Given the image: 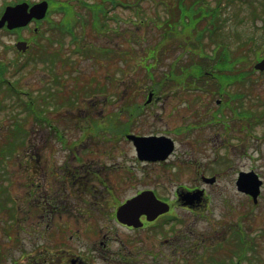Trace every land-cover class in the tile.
Masks as SVG:
<instances>
[{
	"label": "rangeland",
	"instance_id": "374dc122",
	"mask_svg": "<svg viewBox=\"0 0 264 264\" xmlns=\"http://www.w3.org/2000/svg\"><path fill=\"white\" fill-rule=\"evenodd\" d=\"M11 1L16 0H0V10ZM87 1L103 4L105 17L111 19L109 33L96 34L86 22L80 24L84 17L77 11L79 0H55L57 5L67 3L76 8L80 16L79 46L93 47L84 56L71 52L75 45L68 46L67 37L45 33L37 52L34 47L38 44L22 34L28 38L32 50L15 59L17 52L12 45L16 34L0 32V264H68L71 254L84 256L88 250L91 254V249V256L99 264H197L192 252L182 253L192 249L190 238L197 235L205 237L196 252L204 256L201 264H264V188L259 202L248 204L246 198L235 192L232 174L238 169L255 168L264 176V72L254 70L256 57L264 58L262 0H207L206 9L219 7L218 32L223 36L211 42L209 31L205 30L203 48L198 35L211 26L204 20L194 29L197 22L193 21L190 10L197 11L199 18H206L205 10L189 4L188 0L189 3L140 0L141 20L131 8H118L114 12L111 4L119 0ZM172 6L179 11L176 18L171 13ZM255 8L257 14L251 13ZM115 14L117 23L112 21ZM182 19L195 24L185 31L183 25H178ZM222 41H227L237 56L235 60L229 59L236 63L237 73L230 75L234 81L221 85L217 81L221 76L213 72L209 85L202 79H209L210 75L200 77L202 82L191 84L192 78H199V67L195 63L189 70L180 68L189 67L195 59L199 63L206 55L211 57ZM110 48L119 52L120 57L98 56L99 50ZM148 48L151 50L147 52L154 53L155 58L144 60V50ZM165 73L170 79L167 88L156 91ZM4 80L10 81L12 87ZM145 86H151L154 93L147 105ZM220 86L225 92L233 93L229 97L219 95ZM239 94L241 98L229 104V98ZM216 99H220L218 104ZM229 107L238 112L247 113L245 109L259 112L262 119L260 122L254 119L250 124L234 120ZM214 114L218 120L213 119ZM245 128L248 129L242 130ZM176 129L181 134H175ZM149 132H164L175 140L173 162L166 169L154 166L151 170L152 166L147 165L145 171L136 168L130 173L114 168L113 173L122 177L118 183L114 181L117 200L165 185L169 190L159 189L161 196L170 198L177 186L204 187L209 211L203 212L201 218L188 209L177 208L176 218L168 217L155 226L130 231L110 220L114 212L107 206L99 211L100 215L92 210L96 219L82 228L65 214L71 213L70 209L59 218L60 210H42L32 202L34 178L41 181V191L46 193L48 186L51 201L60 205L59 208L64 204L70 207L72 203L79 204L76 188L70 184L61 187L51 175L52 168L64 163L69 145L73 155L83 160L100 159L107 166L111 162L116 167L128 166L134 152L124 139L125 134ZM229 134L241 143L231 144ZM33 152L41 160V168H37L39 175L34 172ZM108 154L111 157L105 156ZM52 172L55 174L57 170ZM201 173L216 177V183L204 185L199 179ZM50 178L53 180L49 182ZM53 187L65 193V199L55 194ZM45 193L39 192L35 203L44 202ZM112 194L107 197L101 192L98 198H112ZM82 202L80 209H87ZM237 229L248 238L243 243L245 252L236 242ZM100 241L105 245L101 246ZM214 245L218 249L213 250ZM174 248L177 250L173 251ZM209 254L216 256L212 263ZM22 255L25 256L21 258Z\"/></svg>",
	"mask_w": 264,
	"mask_h": 264
},
{
	"label": "flooded vegetation",
	"instance_id": "af4514ba",
	"mask_svg": "<svg viewBox=\"0 0 264 264\" xmlns=\"http://www.w3.org/2000/svg\"><path fill=\"white\" fill-rule=\"evenodd\" d=\"M44 1L47 2V12H46L45 16L39 17V18L33 17L28 22V24H26L25 26H22V27L14 28L11 30H8L6 27H4L0 30V32L6 31V32H8V34H16L15 42L13 43L12 47L14 50H16L18 52V55H25V53H27L30 50V45L28 43V39H26V37H23L22 34H26L29 39H31V38L38 39V37L36 35L39 34L40 30L47 27V24L49 21L48 20V18H49L48 13L50 15L52 6L57 7V3L55 2V0H16V1H11L9 4H5L4 8L0 10V15H1L7 6H15V5L21 4L22 2H26L29 5L28 9H27V11H29V9L34 4L41 3ZM60 5L66 6V4H64V3H60ZM35 14L40 15V12L39 11L37 12L35 10ZM67 15H68V12H67ZM60 17H61V15H60ZM60 17L58 15L53 16V14H51L50 15L51 24L57 25V24L63 22L64 16H62V18H60ZM49 30H51V28ZM17 42H26V45H29L28 49L21 53L20 51H18V48L16 47ZM15 59H18V57L16 56ZM151 100H152V98H151ZM245 110H247V113H246V111L244 113L242 112L240 115H238L237 120L242 121V122L245 121L247 124H250V122H253L252 120H254V119H255L254 122H257V121L262 119V116L260 115L261 113H259V112L253 113L250 109H245ZM255 124H257V123H255ZM246 129H248V128H245L242 130H246ZM154 134L162 135L161 133H150V134L149 133H143V134H135V135L136 136H141V135L142 136H148V135H154ZM243 138H245V136H243ZM79 142H81V141H79ZM229 142L231 144L241 143V141H239V139L235 135H231V134H229ZM64 145H66V144H64ZM78 145L80 146V144H78ZM130 145H131L134 153L130 156L131 159H128V162H129L128 166L121 165V166L116 167L114 162H111L107 166L105 161L102 162V160H100V159L87 158L86 160H83V158H80L78 155H76V154L73 155V150L71 148L68 151V154L64 159V163L62 165H60L59 167H55L59 177L56 176L57 174H54V176L59 179L58 180L59 185L61 187L65 186L67 184L74 186L77 190L78 195H79V197H78L79 204L83 200L82 204L85 207H87V209H85V208L80 209V205L76 202L71 204V206H73V207L67 206L69 204H64L63 206H61L59 208L60 205H56L55 202H52L51 201L52 199L48 195L44 196V202L38 201L35 203V205L44 208V210H46V211L47 210L50 211L53 208L60 210V211H58L60 213L59 218H62L63 211L70 209L71 213H65V214L68 215L69 219L72 220L74 225L81 226L82 228L85 227L84 225H88L89 223L93 222L96 219V218H94L92 210H97L98 215H100L99 211L102 208H104L105 206H109L110 209L114 210V217L112 215V218L110 220H114L118 225L123 226V227H125L131 231L138 230L137 228L132 227L133 224H135V225L141 224L142 225L140 227V229H141V228H144L148 225H151V224H154V223H157L160 221H164L166 216L172 214L173 210L176 207L183 208V209H184V207H187L190 212L193 211L195 214L198 215V217H200V215L203 212L209 211V207H208V205H206V202H204V198L196 196V194L204 196V193H205V198H206V195L208 194V193H206V188H202L199 186L198 187L197 186L196 187L178 186L176 189L173 190V193L175 195L174 202H170V200L166 201L163 197L158 195L156 192L159 189H165V188L168 191L169 190L168 185H165V188L164 187H155V188H149V189L141 190V191L151 190L156 195V199L158 201L164 203V204L166 203V206H161L159 209L153 210L151 212L149 211L148 207H140V210L138 212L134 213L131 216L122 218L125 223H122L119 220H117L116 215H115L116 210L122 204H124L126 201H128L129 199H131L135 195L132 197H127L126 199H124L122 201L117 200L116 196L112 197V200H108L107 198H98V195L102 192L101 191L102 187L104 188L105 192L108 190L109 193H113L114 192L113 190L115 189L114 188L115 185H114L113 181L118 183L120 181V179L122 178L120 174L113 173V171H116L114 168L126 169L125 170L126 173H130L132 169H136V168L142 169L145 171L147 169V165L152 166L151 170L154 169V166H157V167L162 168V169H166L169 166V164L173 162L172 159L174 158V156L176 154V150H177V146L176 147L170 146V148H169V145L166 142H162V145L166 148V150H163V148L161 147L160 144H156V145H153L151 149L147 150V154L145 157H140L135 152V149L132 146L131 142H130ZM167 151H168V153L166 154ZM105 156L111 157V156H109V154L105 155ZM125 161H127V159ZM140 163H143L144 166L143 167L139 166ZM20 166H22V163H20ZM172 166H174V165H172ZM36 168H41V161L38 158L36 159ZM229 168L233 169V167H230V166H229ZM123 169H121V170H123ZM36 173H39L38 170H36ZM249 173H252V175H255L256 176L255 177L256 182L260 183L259 193H258V196L256 199L253 198L251 196V194L246 191L245 186H240V187L244 188V190L241 191V190H239L240 188L237 185L238 183H242L244 175L249 174ZM232 174L234 175L233 184H234L235 192L238 193V195L242 196L243 198H246V203L256 205L259 202V199L262 198V194H263L262 192H263V188H264V176L262 175V173H260L255 168H250L248 170L238 169L236 172H232ZM106 175L110 177V179L108 181H107ZM114 175H115V177H118L119 180L115 179ZM214 175H216V174H214ZM212 177H214V176L205 177L201 173V176L199 179L203 181L204 185L208 184L209 186H213L216 183L217 178L214 177L215 178L214 183L209 184V182H211L209 178H212ZM126 178H128V177H126ZM208 185H206V186H208ZM162 186H164V185H162ZM36 187H37V189H39V192L45 193L44 191H41V187H42L41 183L37 184ZM140 192H138V193H140ZM185 195L186 196L190 195V196H193L194 198H197V199L194 203L191 202L189 205L185 206V205H183V202L180 201L183 199V197ZM177 198H178V200H177ZM37 200H38V197L36 196V201ZM62 202H66V201H62ZM231 203H232V201L230 200V197H229V208H230ZM159 205L160 204L157 203L156 207ZM81 210H85L86 212H83ZM232 212H234V211L229 210V213H232ZM137 215H139V218H136ZM82 221H84V222L81 224H78ZM225 227H227V224H225ZM79 230H80L79 235H81L82 231L80 228H79ZM76 231H78V230H76ZM217 231H219V230H216V232ZM217 233H214V236ZM79 235H77V236H79ZM177 237H178V235H177ZM196 237H197V239H196ZM196 237L190 238V240L193 239L189 243V245L192 247V249L182 251V253L185 254L186 252L189 251L188 254H190V252H192V254H191L192 259L197 264H201V262L204 260V256H201L200 254H196V252L199 249L198 248L199 244L205 240V237H200V235L199 236L197 235ZM213 237H212V239H214ZM236 237H237L236 242L237 241L238 242H248V238H245L244 232L240 231L239 229H237ZM198 239L201 241H199L198 243H195L194 241H196ZM164 242H165V244L167 243V241H164ZM99 244H101V246L105 245V243L103 241H100ZM214 246L216 247V245H214ZM171 248H173V247H171ZM212 248H213V246H212ZM216 249H218V247L213 248V250H216ZM176 250H177L176 248L173 249V251H176ZM88 251L86 252L87 255H84V256L71 254V258L69 259L68 264H99L98 259L94 256H91L93 254V250L91 249V251H92L91 254H88ZM212 252H213L212 249H210V254ZM242 252H245V249ZM210 254H209L208 260H209V262L212 263L213 258H215L216 256L210 255ZM67 256H70V253H68ZM99 256H100V254H99ZM22 257H24V255H22L21 258ZM88 257H91L89 261L87 260ZM184 257H186V255H184ZM66 261H67V259H66Z\"/></svg>",
	"mask_w": 264,
	"mask_h": 264
},
{
	"label": "trees",
	"instance_id": "16d2710c",
	"mask_svg": "<svg viewBox=\"0 0 264 264\" xmlns=\"http://www.w3.org/2000/svg\"><path fill=\"white\" fill-rule=\"evenodd\" d=\"M127 1H129V2H125L124 1L125 4L131 3L134 0H127ZM188 1H190V3ZM188 1L186 0V2H188L191 5L197 4L198 6L202 7L203 9L205 8L202 5V3L204 2V0H188ZM221 1L222 0H219V2H221ZM228 4L229 3H226V5H228ZM260 7L261 8H264V0H262V3L260 4ZM218 9H219L218 6L215 7V8H211V9L208 8L205 12L206 13H209V12L212 13V12H216V11L218 12ZM252 12L257 14L258 8H255V10L251 11V13ZM171 13H172V15H175V17H173V18H176V17H178L179 11L172 7L171 8ZM190 13H191L192 16H194L193 21L197 22L196 26L194 27V29H196L200 25L199 22L200 21H203L204 22V19L199 18V14H197L198 13L197 11L193 12L192 10H190ZM193 13H195V14L193 15ZM218 16H219V14H218ZM186 17H189V16L186 15ZM214 22H216L217 24H214ZM219 22H220V18L217 17V19L215 21H211L209 23V26H211V29H209V27H206L205 29H203L201 31V34L198 35V39L200 40V46H201V44L204 43V41H202V39L204 38V32H205V30H208L209 31L207 33V36L210 38V41L211 42L212 41L213 42H217L219 40H214V39H218L217 36H223V35H221V32H218L219 31V28H220V25L218 24ZM179 24L183 25L184 28H185V31H187L188 29H190L189 27L194 26L195 23L192 24L189 19H182L178 23V25ZM220 46H221L220 49L218 48V50H216L211 57H209V56L206 55L205 57H202L203 59L199 63L196 62V59H195V62L194 63H190L189 67L188 66L187 67H183V68L181 67L180 69L181 70H184V71L185 70H189L196 63L195 65H197L199 67V70H200L199 71V75L200 76L214 75L213 72H215L217 74V76H221V80H218L217 79V81H218L219 84H221V83L224 84V82H229V81H232L233 82L234 80L233 79H230L231 78L230 75H233V74H236L237 73V70L235 69L236 63L229 62V59L235 60V59H237V56H236L235 53H233L234 50H231V47L229 46V43L227 41H222V43L220 44ZM201 48H203V47L201 46ZM196 55L198 57L200 56L199 53H197ZM209 61L212 62L211 63L212 65L209 63ZM211 69H212V71H209ZM188 73L190 74L189 77H191L190 71ZM0 80H1V78H0ZM202 80L205 83L207 82V80L208 81H212L211 78H209V79H205L204 78ZM191 81L193 82L194 79H191ZM228 84L229 83H226L224 85H228ZM219 88L220 89H218V90H222L221 89V86ZM29 108H32V106H30ZM31 112H34V110H31Z\"/></svg>",
	"mask_w": 264,
	"mask_h": 264
},
{
	"label": "water",
	"instance_id": "95a60500",
	"mask_svg": "<svg viewBox=\"0 0 264 264\" xmlns=\"http://www.w3.org/2000/svg\"><path fill=\"white\" fill-rule=\"evenodd\" d=\"M22 6H24L23 7V11L26 10V5L16 6V7H13V8L12 7H8L5 10V13L3 14V16L0 19V27H2L5 23H7V26L9 28L20 26V25L26 24L31 19V17L35 16L34 12H32L33 10H35V7H33L30 10L31 13L26 14V12H23L21 10ZM41 12L44 13V9H42ZM23 14H24V17L20 16V15H23ZM256 68L260 69V70L264 69V60L259 62L256 65ZM145 149H148V147H145ZM243 183H244V186L245 185L248 186L247 190L249 192H251L253 196H255L256 195V187H255V184L253 183L252 179L249 178V177H246V178L243 179V182L240 183V186H242Z\"/></svg>",
	"mask_w": 264,
	"mask_h": 264
}]
</instances>
